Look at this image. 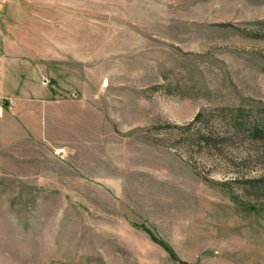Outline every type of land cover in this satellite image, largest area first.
Wrapping results in <instances>:
<instances>
[{
    "label": "rangeland",
    "instance_id": "obj_1",
    "mask_svg": "<svg viewBox=\"0 0 264 264\" xmlns=\"http://www.w3.org/2000/svg\"><path fill=\"white\" fill-rule=\"evenodd\" d=\"M0 28L56 90L0 98V264H178L149 234L264 264V0H0Z\"/></svg>",
    "mask_w": 264,
    "mask_h": 264
},
{
    "label": "crops",
    "instance_id": "obj_2",
    "mask_svg": "<svg viewBox=\"0 0 264 264\" xmlns=\"http://www.w3.org/2000/svg\"><path fill=\"white\" fill-rule=\"evenodd\" d=\"M3 32L0 28V98L11 100L19 113H27L39 102L50 103L56 90L45 83L44 71L22 51L15 52L14 42ZM61 89L58 91L62 92Z\"/></svg>",
    "mask_w": 264,
    "mask_h": 264
},
{
    "label": "trees",
    "instance_id": "obj_3",
    "mask_svg": "<svg viewBox=\"0 0 264 264\" xmlns=\"http://www.w3.org/2000/svg\"><path fill=\"white\" fill-rule=\"evenodd\" d=\"M149 234V233H148ZM151 240L153 242H155L156 244H158L160 247H162L171 257L172 260H174L175 262H177L178 264H184L181 263L177 260L176 256L174 255V253L170 250V248L168 246H166L165 244H163L161 241H159L158 239H156L155 237H153L151 234H149Z\"/></svg>",
    "mask_w": 264,
    "mask_h": 264
},
{
    "label": "built area",
    "instance_id": "obj_4",
    "mask_svg": "<svg viewBox=\"0 0 264 264\" xmlns=\"http://www.w3.org/2000/svg\"><path fill=\"white\" fill-rule=\"evenodd\" d=\"M10 105H11V103H10ZM9 109H10V107H9Z\"/></svg>",
    "mask_w": 264,
    "mask_h": 264
}]
</instances>
